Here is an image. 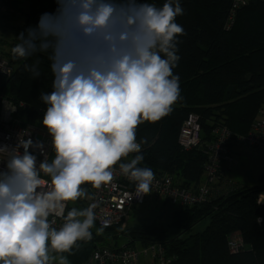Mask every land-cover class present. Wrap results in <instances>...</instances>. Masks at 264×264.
<instances>
[{"label":"clouds","instance_id":"9594fccd","mask_svg":"<svg viewBox=\"0 0 264 264\" xmlns=\"http://www.w3.org/2000/svg\"><path fill=\"white\" fill-rule=\"evenodd\" d=\"M55 3L11 49L14 58L43 54L49 62L52 90L39 98L53 155L28 133L15 146L0 145V264H70L63 253L92 238L96 215L95 205L65 209L87 198L83 185L112 182L117 165L138 196L149 194L154 172L138 166L143 155L121 161L141 152L138 126L159 121L180 99L179 0ZM24 68L41 76L38 64ZM30 149L44 155L39 164ZM50 216L62 224L54 227Z\"/></svg>","mask_w":264,"mask_h":264},{"label":"trees","instance_id":"16d2710c","mask_svg":"<svg viewBox=\"0 0 264 264\" xmlns=\"http://www.w3.org/2000/svg\"><path fill=\"white\" fill-rule=\"evenodd\" d=\"M26 2L16 38L8 50L0 47L15 67L8 79L0 78V89H5L0 92H5L16 104L29 105L31 110L26 113L20 110L19 116L25 114L28 122L44 128L41 120L46 106L39 97L41 92L52 90L49 62L43 54L27 60L14 58L11 49L19 42L21 32L35 26L43 13L55 11L56 3L55 0ZM147 2L159 7L165 0ZM179 3L183 14L176 22L184 28V34L177 38L180 60L173 73L179 76L180 99L159 121L138 126L137 142L143 141L141 152L123 161L143 155L139 167L151 168L154 174L167 173L178 185L191 188L202 181L206 156L202 148L184 151L177 144L178 131L186 117L191 113L199 116L203 141L210 139L216 125L226 127L237 137L247 133L264 105V0H250L238 9L228 30L225 22L231 0H179ZM10 5L19 11L16 0H11ZM13 15L4 17L0 29ZM25 64H38L41 76L33 79L25 71ZM89 186L83 185L85 189ZM260 193H264V173L254 186L223 179L205 203L174 212L171 223L177 230L174 236L169 237L164 228L152 224L130 227L123 236L142 244L163 243L174 258L173 264H264V203L257 202ZM77 204L81 206L82 199ZM204 219H208L207 225L191 232ZM232 233L240 234L245 250L229 251L227 242ZM92 241H84L63 255L70 264H83L93 249Z\"/></svg>","mask_w":264,"mask_h":264},{"label":"built area","instance_id":"2783aa9c","mask_svg":"<svg viewBox=\"0 0 264 264\" xmlns=\"http://www.w3.org/2000/svg\"><path fill=\"white\" fill-rule=\"evenodd\" d=\"M249 1L231 0L225 29L228 30L233 26L237 10L247 5ZM10 4L11 0H0V22H3L5 16L14 14V9ZM14 69V65L0 50V78L8 79ZM0 91H5V89H0ZM20 110L26 113L31 110V107L22 102L16 104L5 92H0V145L15 146L18 137L28 133L34 142H43L44 152L50 159L53 151L51 137L47 130L28 122L24 118L25 114L19 116ZM210 134L209 140H202L200 118L194 113L186 117L178 131L177 144L182 150L202 148L206 156L203 165V180L196 187H182L175 183L171 175L158 173L154 174L151 192L138 196L135 183L120 172L118 165L115 168L114 179L108 185H102L99 189L90 185L86 189L87 198H82L81 206L78 204L76 206L77 209H84L95 205L96 220L91 229L92 238L87 241L95 239L97 230L122 227L130 213L137 206L143 205L146 200H162L170 206L180 209L205 203L214 192L215 186L224 179L222 177L223 166L235 162L231 144L241 143L252 149L264 151V105L258 110L245 135L234 137L226 127L221 125L214 126ZM29 151L37 155L38 164L44 159V155L39 150L30 149ZM0 167L3 165L0 164ZM257 202L264 203V193L258 195ZM71 208L73 207L69 202L65 214ZM49 219L55 221L53 226L57 228L63 222L62 219L55 216H50ZM260 221L261 219H258V222ZM125 240L123 245L116 247L94 246L83 264H173L174 262V258L167 253L163 243L142 244L129 238ZM83 242L79 241L77 245ZM227 247L231 253H237L245 250L246 244L239 233H232L229 236Z\"/></svg>","mask_w":264,"mask_h":264},{"label":"rangeland","instance_id":"374dc122","mask_svg":"<svg viewBox=\"0 0 264 264\" xmlns=\"http://www.w3.org/2000/svg\"><path fill=\"white\" fill-rule=\"evenodd\" d=\"M16 1L18 2L19 11H14L13 17L5 21L4 26L0 29V40L2 41L0 47L7 50L10 42L16 38L19 32L24 18L23 11L27 8L26 0ZM231 149L236 163L232 162L229 164L230 167L226 175L245 186L257 185L261 174L264 173V151H258L236 142L233 143ZM77 202L78 200L70 202V204L72 207H76ZM177 210H180V208L170 206L162 200H146L143 205L137 206L130 213L129 218L122 227L114 228L112 231L107 232L97 230V237L92 241L93 247L97 245L115 247L123 245L126 242V238L123 235L126 234L128 228L149 224L164 228L168 236L172 237L177 233V230L171 226L172 216ZM207 222L208 219H204L195 224L191 232L202 230L207 225Z\"/></svg>","mask_w":264,"mask_h":264},{"label":"crops","instance_id":"0c3cea01","mask_svg":"<svg viewBox=\"0 0 264 264\" xmlns=\"http://www.w3.org/2000/svg\"><path fill=\"white\" fill-rule=\"evenodd\" d=\"M232 145L233 144H231V148H232ZM232 150V149H231ZM236 163V162H235ZM229 164H231V163H227V164H225L224 166H223V174H222V177L224 178V179H226V180H228V181H231V182H234V183H237V184H240V185H244V184H241L240 182H238V181H236V180H234V179H232L231 177H229L228 175H226V172L229 170ZM202 180H203V177H202ZM202 182V181H201Z\"/></svg>","mask_w":264,"mask_h":264}]
</instances>
